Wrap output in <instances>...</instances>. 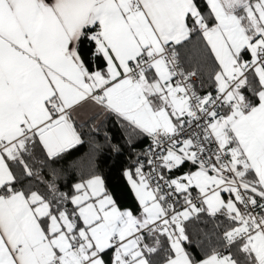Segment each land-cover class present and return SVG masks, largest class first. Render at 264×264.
<instances>
[{
  "label": "snow or ice",
  "instance_id": "6c2138e0",
  "mask_svg": "<svg viewBox=\"0 0 264 264\" xmlns=\"http://www.w3.org/2000/svg\"><path fill=\"white\" fill-rule=\"evenodd\" d=\"M0 264H264V0H0Z\"/></svg>",
  "mask_w": 264,
  "mask_h": 264
}]
</instances>
